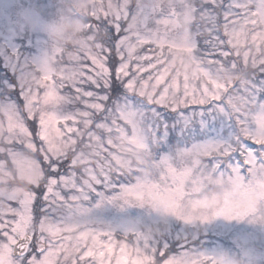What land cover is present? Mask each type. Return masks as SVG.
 <instances>
[{
	"label": "snow or ice",
	"instance_id": "snow-or-ice-1",
	"mask_svg": "<svg viewBox=\"0 0 264 264\" xmlns=\"http://www.w3.org/2000/svg\"><path fill=\"white\" fill-rule=\"evenodd\" d=\"M64 45L0 56V264H218L213 180L264 195V0H70ZM31 51V49H25Z\"/></svg>",
	"mask_w": 264,
	"mask_h": 264
},
{
	"label": "rangeland",
	"instance_id": "rangeland-1",
	"mask_svg": "<svg viewBox=\"0 0 264 264\" xmlns=\"http://www.w3.org/2000/svg\"><path fill=\"white\" fill-rule=\"evenodd\" d=\"M33 6L30 0H0V56L18 49L33 57L45 50L49 41L42 32L26 30L24 21ZM39 6L45 17L56 12L55 0H39ZM186 235L189 255L212 257L218 264H264V206L242 220L219 217L190 225Z\"/></svg>",
	"mask_w": 264,
	"mask_h": 264
},
{
	"label": "clouds",
	"instance_id": "clouds-1",
	"mask_svg": "<svg viewBox=\"0 0 264 264\" xmlns=\"http://www.w3.org/2000/svg\"><path fill=\"white\" fill-rule=\"evenodd\" d=\"M30 2L34 6L24 21L26 30L39 29L52 45H64L77 23L74 15L67 10L70 0H55L56 12L51 17L44 16L39 0ZM199 195L209 200L210 213L223 210L231 214H243L249 209L264 206V195L246 182L237 186L226 179L213 180Z\"/></svg>",
	"mask_w": 264,
	"mask_h": 264
}]
</instances>
